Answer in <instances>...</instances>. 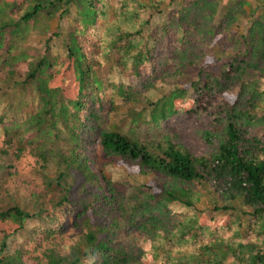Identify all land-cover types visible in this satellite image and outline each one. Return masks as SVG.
I'll use <instances>...</instances> for the list:
<instances>
[{
    "label": "trees",
    "instance_id": "16d2710c",
    "mask_svg": "<svg viewBox=\"0 0 264 264\" xmlns=\"http://www.w3.org/2000/svg\"><path fill=\"white\" fill-rule=\"evenodd\" d=\"M179 2L151 45L152 15ZM66 19L55 55L52 24ZM263 30L264 0H0V264H264ZM157 52L163 72L147 77ZM112 56L129 84L99 75ZM160 84L168 93L145 97ZM211 95L207 152L149 137ZM102 122L91 158L84 139ZM25 152L31 175L10 172ZM107 164L149 180L112 182ZM203 197L215 218L169 209Z\"/></svg>",
    "mask_w": 264,
    "mask_h": 264
},
{
    "label": "rangeland",
    "instance_id": "374dc122",
    "mask_svg": "<svg viewBox=\"0 0 264 264\" xmlns=\"http://www.w3.org/2000/svg\"><path fill=\"white\" fill-rule=\"evenodd\" d=\"M180 1V0H179ZM180 2L174 4L171 7L163 8L161 14H154L151 17V22L149 27L145 30L144 34L145 37H147L150 41V44L153 45L154 38L157 32L158 27L163 25L168 19L174 18L178 15V12L180 10ZM70 25V21L68 19L59 22L58 20H55L52 24V33H57L59 36L52 37L50 41V48L53 54L55 55H61L65 56L66 51L64 49V46L62 44V36L64 35L66 28ZM251 24L249 20L245 19L243 20V24L240 27V31L245 33L249 28ZM264 31V30H263ZM48 39V36L45 38H39L36 40V42L39 45H42L45 43V41ZM162 57L161 53L157 52L153 55V58L151 60V63L144 67V72L147 77L150 75H160L163 72L162 65ZM99 75L102 77V79L107 83H115V84H129V80L126 79L120 71L117 69L115 64V59L113 56L110 59L109 63H106L98 70ZM160 90L159 91H150L147 94H145V97L150 99L151 101H157L159 100L164 94L168 93L171 87L166 86L164 84L159 85ZM225 91L228 93L229 96H237V94L240 92V87L238 85L231 86L225 89ZM109 94V93H108ZM197 95H195L194 91H191L189 94V101L195 100ZM212 99V105L206 106L205 103L201 104L199 102L198 109L193 108L194 112L191 114L185 113L184 111L180 112L178 115L168 119L166 122L160 125L159 130L154 133L152 130L149 131V137L151 139H157L162 141H167L168 139H175L178 143L186 146L189 148L194 155H202L205 152H207L208 147L207 144L204 141L203 133L206 130L212 129L213 125L215 124V116H217V111L214 105L219 101L214 98V95L210 96ZM214 98V99H213ZM205 106L206 109L202 108ZM102 115H106L107 113V106L106 102L103 103L102 108ZM124 109L121 110L119 115L115 118L116 123H119L122 127L127 126V119L124 117L123 113ZM216 114V115H215ZM126 119V120H125ZM222 122H225L223 120ZM106 127V124L102 122L101 125H99V129L96 127H90V130H88L86 136H85V142L88 146L89 151V157L91 158H102L103 151L98 145V132L101 131ZM247 130L250 131V133H254V126L246 127ZM0 147L4 146V135L3 130L0 127ZM8 163L13 165L10 172H14L18 175H31V170L35 167V159L32 157V155L29 152L23 153L18 158H9ZM105 174L106 176L112 181L116 183H122L126 186H133V187H139L143 189L144 185L148 182V178L145 177H139V178H133L130 175L127 174V171L122 168L118 167L112 164H107L105 167ZM6 173H0V182H2L4 177L7 175ZM53 172H50V175H52ZM168 185H172V183H168ZM129 189V193H130ZM170 211L174 214H198L203 213L207 217H216L213 215L212 209L210 206H208L206 199L203 197L199 201H196L195 206L192 208H187L179 203H173L169 206ZM31 227V225H29ZM145 250L149 249V245L144 246ZM91 262H88L87 264H90Z\"/></svg>",
    "mask_w": 264,
    "mask_h": 264
}]
</instances>
